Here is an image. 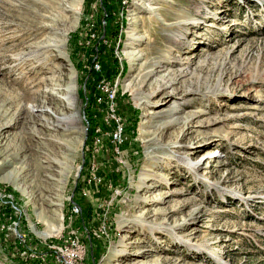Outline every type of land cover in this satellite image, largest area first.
I'll return each mask as SVG.
<instances>
[{
    "label": "rangeland",
    "instance_id": "obj_1",
    "mask_svg": "<svg viewBox=\"0 0 264 264\" xmlns=\"http://www.w3.org/2000/svg\"><path fill=\"white\" fill-rule=\"evenodd\" d=\"M75 236L80 264H264V0H0V264Z\"/></svg>",
    "mask_w": 264,
    "mask_h": 264
},
{
    "label": "built area",
    "instance_id": "obj_2",
    "mask_svg": "<svg viewBox=\"0 0 264 264\" xmlns=\"http://www.w3.org/2000/svg\"><path fill=\"white\" fill-rule=\"evenodd\" d=\"M98 68V65L94 67V69L96 70ZM98 89L100 94L103 96V101L106 105V116L104 118V122L111 127L109 136L110 140L115 145L113 153L114 155H119V147L124 143L125 126L119 114L117 113V108L115 105L116 100L108 99V91L106 90V84L100 83ZM101 101V98H99L98 102L100 103ZM78 211V207L75 206L74 214H77ZM68 248L72 249V256H67L64 262H66L67 264H80V260L83 255L80 254V244H74L73 241L69 240Z\"/></svg>",
    "mask_w": 264,
    "mask_h": 264
},
{
    "label": "bare ground",
    "instance_id": "obj_3",
    "mask_svg": "<svg viewBox=\"0 0 264 264\" xmlns=\"http://www.w3.org/2000/svg\"><path fill=\"white\" fill-rule=\"evenodd\" d=\"M106 90L108 91V99H109V100H114V96H113L112 92L109 91V88H108L107 86H106ZM113 93H114V92H113ZM114 94H115V93H114ZM183 163H184L187 167H192V166L195 165V164H191L190 162H188V161H186V160H184ZM74 211H75V207H72V212L74 213ZM74 235H75V234H73V236H74ZM71 241H73L74 244H79V241H78V239L76 238V236L73 237V239H71ZM67 252H68L67 256H72V249H71V248H68V249H67ZM81 252H82V250H81V246H80V254H81ZM64 264H67V263L65 262Z\"/></svg>",
    "mask_w": 264,
    "mask_h": 264
},
{
    "label": "trees",
    "instance_id": "obj_4",
    "mask_svg": "<svg viewBox=\"0 0 264 264\" xmlns=\"http://www.w3.org/2000/svg\"><path fill=\"white\" fill-rule=\"evenodd\" d=\"M82 174H83V172L81 173V176H82ZM78 189H79V188L76 189V193L78 192Z\"/></svg>",
    "mask_w": 264,
    "mask_h": 264
}]
</instances>
